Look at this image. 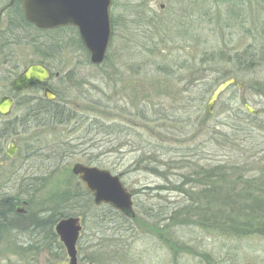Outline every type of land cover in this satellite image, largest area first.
Listing matches in <instances>:
<instances>
[{
  "label": "rangeland",
  "instance_id": "obj_1",
  "mask_svg": "<svg viewBox=\"0 0 264 264\" xmlns=\"http://www.w3.org/2000/svg\"><path fill=\"white\" fill-rule=\"evenodd\" d=\"M9 2L0 0V33L8 36L0 39V46L8 42L0 50V97L14 103L0 116V198L18 200L0 221V264H70L46 219L82 204L87 191L71 173L77 163L118 176L134 211L131 221L105 205L76 217L77 264H264L263 237L220 234L216 220L191 211L192 204L216 211L221 202L212 195H233L224 185L194 184L201 172L227 166L207 142L210 126L248 105L264 136V0H111L100 66L90 64L73 27L23 26L10 34L18 19L6 11ZM40 63L52 73L51 106H41L40 90L10 88ZM230 78L242 89L230 86L208 114L210 94L200 105L201 90ZM247 170L242 180L258 175Z\"/></svg>",
  "mask_w": 264,
  "mask_h": 264
},
{
  "label": "water",
  "instance_id": "obj_2",
  "mask_svg": "<svg viewBox=\"0 0 264 264\" xmlns=\"http://www.w3.org/2000/svg\"><path fill=\"white\" fill-rule=\"evenodd\" d=\"M13 2L14 0H10L6 8ZM110 7L111 0H21L25 21L36 29L76 28L80 41L89 55V62L93 66H100L105 60L112 33L109 19ZM3 9L0 11V17ZM51 77L49 68L42 64H31L10 81V88L15 93H21L34 87H45ZM233 85H236L238 89L243 87L240 82L230 78L212 91L206 103V111L209 114H212L219 96ZM43 96L49 102L55 98V94L47 87L44 89ZM13 103L12 97H0L1 117L10 114ZM243 108L251 116L258 114L248 105H244ZM15 150V146L9 144L5 153L12 158ZM71 173L83 184L95 206H110L128 219L134 217L132 196L124 188L118 176L106 170L79 163L72 166ZM54 229L66 249L70 264H77L75 246L81 230L79 220L75 217L62 219L57 222Z\"/></svg>",
  "mask_w": 264,
  "mask_h": 264
},
{
  "label": "trees",
  "instance_id": "obj_3",
  "mask_svg": "<svg viewBox=\"0 0 264 264\" xmlns=\"http://www.w3.org/2000/svg\"><path fill=\"white\" fill-rule=\"evenodd\" d=\"M13 10L15 12V18L18 19V21L15 23L11 22V27L7 30L10 34L13 33L16 28L20 29L23 26L34 27L27 23L24 19L21 9V0H15L13 5L6 9V11ZM7 37L6 33L3 35L0 33V39H7ZM7 44L5 46H0V50L3 51L7 47ZM105 59L106 60H104L103 63H106L107 58ZM218 81L219 80H216L208 86L206 85L201 90V94L199 95L200 105H202L208 94L211 95L214 90L213 88L216 86ZM39 103H41V106L43 107L51 106L53 104L52 102H48L46 100ZM231 112L232 114L225 117L224 121L222 120L223 123L217 122L215 123V126H210L211 129L207 130L210 134V138L207 142L216 145L219 155L224 157L223 159H228L227 166H213L210 174H206L205 172H201L198 175L196 174L197 180L194 184L203 186L206 184V181H208L207 184L209 186L216 185L217 187V184L224 185L226 187H230V193L233 195H219L218 197L217 195H212L213 200L216 202L220 200L221 202L218 204L216 211L212 206H208L210 207L209 209H206V206L204 209H201L198 206L195 207L193 204V210L191 211H193V215L200 216V219H206L205 217H207L208 214L210 216L209 219L216 220L215 228L220 234L239 238L250 236L264 238V166L259 164L262 161L264 162V136L259 134L261 127L255 129V126L251 125L253 120L256 121V116H250L245 112V110L240 108L233 109ZM204 116L205 118L202 119V123L207 124L211 117L206 112ZM218 125H220V128L217 127ZM115 127L110 126L106 128L112 130ZM223 129H226V131L223 132ZM199 150L200 147L196 146L194 152L197 153ZM224 151L225 153H221ZM260 154L263 156L258 157ZM230 157L234 161L230 160ZM252 157L254 158L252 159ZM151 161L156 163L155 157H152L150 162ZM219 169H222L224 172H221L218 175ZM245 169H250L246 172L258 171V175L253 178L250 177L242 180L241 178L243 174L241 172H244ZM253 186H256V189ZM260 189H262V191ZM254 191L260 192L259 194H254ZM203 193L207 194V192H202L201 194ZM17 200V197L12 196L0 198V221L13 215V206ZM197 200L206 201L205 197L203 199L198 197ZM81 202L82 204L80 207H76L75 209H73L72 206H65L54 211L53 214L46 219V222L50 224L51 229L60 220L86 214V212L94 206L92 205V198L88 192H85ZM77 203L80 204L79 201H77ZM178 210V213H182V211H180L181 208H178ZM187 211L184 212L185 216L187 215ZM116 213L120 216V219H124L125 221H131L133 219H127L120 213ZM178 213L176 215H178ZM53 236L55 235L53 234Z\"/></svg>",
  "mask_w": 264,
  "mask_h": 264
},
{
  "label": "flooded vegetation",
  "instance_id": "obj_4",
  "mask_svg": "<svg viewBox=\"0 0 264 264\" xmlns=\"http://www.w3.org/2000/svg\"><path fill=\"white\" fill-rule=\"evenodd\" d=\"M45 87H47V88H49L50 89V87L48 86V83L46 84V86ZM45 87H35V88H32L31 90H29V91H32V90H40V91H42L43 93H44V89H45ZM51 90V89H50ZM47 101V100H46Z\"/></svg>",
  "mask_w": 264,
  "mask_h": 264
}]
</instances>
